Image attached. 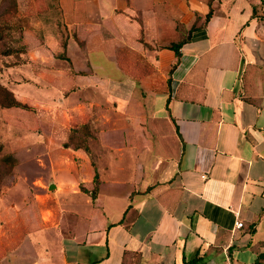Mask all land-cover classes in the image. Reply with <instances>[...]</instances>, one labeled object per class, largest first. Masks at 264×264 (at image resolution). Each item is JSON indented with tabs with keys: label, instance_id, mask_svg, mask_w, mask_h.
<instances>
[{
	"label": "crops",
	"instance_id": "0c3cea01",
	"mask_svg": "<svg viewBox=\"0 0 264 264\" xmlns=\"http://www.w3.org/2000/svg\"><path fill=\"white\" fill-rule=\"evenodd\" d=\"M27 11L23 68L51 73L41 85L63 94L61 115L98 129L92 152L69 148L85 167L97 160L82 179L78 164L52 159L56 224L38 207L0 203V264H122L125 252L129 264H264V0H57ZM194 23L170 73L176 54L160 45ZM113 71L137 82L134 96L113 95ZM95 171L88 195L80 186Z\"/></svg>",
	"mask_w": 264,
	"mask_h": 264
},
{
	"label": "rangeland",
	"instance_id": "374dc122",
	"mask_svg": "<svg viewBox=\"0 0 264 264\" xmlns=\"http://www.w3.org/2000/svg\"><path fill=\"white\" fill-rule=\"evenodd\" d=\"M56 2L57 0H0V28L11 29L12 36L15 35L20 39V42L14 43L12 36L7 35L0 41V83L13 90L20 101L27 103V107L0 106V159L12 155L17 160L13 167L1 165L0 162V203L6 202L7 207L10 204L16 205L22 212L28 213L33 212V207H38L44 217L52 216L47 221V225L56 224L57 220L55 214L58 205L56 194L58 187L52 159L59 160V163L69 165L70 168H73V163L78 164L81 167L82 179L88 178L94 168L91 162L96 166V155L93 153L89 155L91 162H88L87 168L79 157L69 150V144L70 142L75 145L87 144L89 151L92 152L90 144L98 141L96 134L98 129L92 124H86L88 128L81 131L82 140L70 141L71 128L76 124H74L75 120L61 115L59 100L63 99V94L55 88L46 89L41 85L42 73H46L45 78L51 76V73L25 71L23 68L25 55L21 54L20 58L16 54L6 55L5 50L10 46L17 47L20 43H24L28 5ZM118 72L113 71V80L111 82L109 80V88H112L113 95L134 96L138 87L137 82L125 78L121 81ZM104 73L105 71H99L100 75L94 80L104 77ZM86 77L76 76L74 82L80 84ZM60 78L64 76L61 75ZM74 97L71 96L69 101ZM55 169L58 170L56 166ZM60 174L69 175L66 172ZM100 180L99 173L96 183L80 188L88 195L96 189L97 194ZM51 184H56V187L51 188Z\"/></svg>",
	"mask_w": 264,
	"mask_h": 264
},
{
	"label": "trees",
	"instance_id": "16d2710c",
	"mask_svg": "<svg viewBox=\"0 0 264 264\" xmlns=\"http://www.w3.org/2000/svg\"><path fill=\"white\" fill-rule=\"evenodd\" d=\"M211 14H212V11L210 9L208 11V13L206 14V17H205V21L206 22L211 18ZM197 27H198L197 24L194 23L193 26L188 30V33L183 34V37L179 41L173 42V43L168 44L167 46H164V47H167L169 49H172L175 52V54H176V61L172 64V66H171V68L169 70L170 73L175 69V67L179 63V60H180V57H181V48L183 47L185 42L190 39L191 33ZM7 35L12 36L11 29L4 30V29L0 28V41L5 39ZM11 38H12L14 43L20 42V39L16 38L15 35L12 36ZM25 52H26V45L24 43L23 44L20 43V45H18L17 47L10 46L8 48V50L7 49L5 50V54L6 55H8V54L9 55L16 54V55H18L19 58H20V55L24 54ZM60 56L62 58H65V59L69 60V58L65 54L60 55ZM0 106L3 107V108L27 107V104L22 102V101H20L17 98V96L15 95L14 91H12L9 87L4 85L3 83H0ZM86 128H88V126L85 123L84 124H76L74 127H72L71 128V133L69 135L70 141H72V139L75 140V141H77L79 139L82 140L81 131L83 129H86ZM69 146L74 148V149L82 148V149H84L86 151H89V146L87 144L84 145L82 143H78V144L75 145V144H73V142H70ZM16 161H17L16 158L14 156H12V155H7V156H5V157L0 159L1 165H7L8 167H13L15 165ZM97 180H98V172L95 171L94 180L93 181L96 183ZM95 190L96 189H94L92 191V195L96 194ZM131 254L132 253H130V252H125L124 253V258H123L122 264H129V259L132 256ZM131 263L135 264V262H131Z\"/></svg>",
	"mask_w": 264,
	"mask_h": 264
},
{
	"label": "built area",
	"instance_id": "2783aa9c",
	"mask_svg": "<svg viewBox=\"0 0 264 264\" xmlns=\"http://www.w3.org/2000/svg\"><path fill=\"white\" fill-rule=\"evenodd\" d=\"M236 226L237 227H242L243 226V222L242 221H237L236 222Z\"/></svg>",
	"mask_w": 264,
	"mask_h": 264
},
{
	"label": "water",
	"instance_id": "95a60500",
	"mask_svg": "<svg viewBox=\"0 0 264 264\" xmlns=\"http://www.w3.org/2000/svg\"><path fill=\"white\" fill-rule=\"evenodd\" d=\"M54 186V185H53Z\"/></svg>",
	"mask_w": 264,
	"mask_h": 264
}]
</instances>
